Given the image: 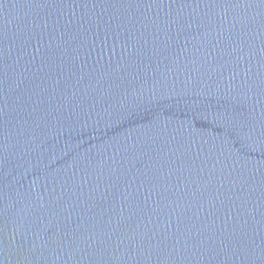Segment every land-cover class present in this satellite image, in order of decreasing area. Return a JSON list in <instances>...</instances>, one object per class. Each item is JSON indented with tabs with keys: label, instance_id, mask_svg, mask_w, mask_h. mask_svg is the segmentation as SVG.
Segmentation results:
<instances>
[{
	"label": "water",
	"instance_id": "obj_1",
	"mask_svg": "<svg viewBox=\"0 0 264 264\" xmlns=\"http://www.w3.org/2000/svg\"><path fill=\"white\" fill-rule=\"evenodd\" d=\"M0 264H264V0H0Z\"/></svg>",
	"mask_w": 264,
	"mask_h": 264
}]
</instances>
